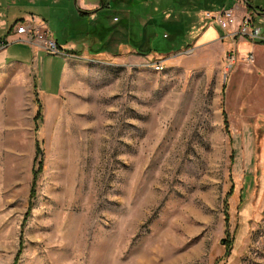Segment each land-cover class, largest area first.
<instances>
[{
    "label": "rangeland",
    "instance_id": "374dc122",
    "mask_svg": "<svg viewBox=\"0 0 264 264\" xmlns=\"http://www.w3.org/2000/svg\"><path fill=\"white\" fill-rule=\"evenodd\" d=\"M237 3L254 15L242 0L101 9L94 55L68 56L38 124L34 73L54 94L61 65L0 70V264H264V95L250 101L256 61L227 47L244 15L196 42Z\"/></svg>",
    "mask_w": 264,
    "mask_h": 264
},
{
    "label": "crops",
    "instance_id": "0c3cea01",
    "mask_svg": "<svg viewBox=\"0 0 264 264\" xmlns=\"http://www.w3.org/2000/svg\"><path fill=\"white\" fill-rule=\"evenodd\" d=\"M133 1L134 0H0V39H5L7 41V47L0 51V70L9 64H16L21 68H26V70H32L34 72L38 71L41 65L43 69L45 68V64H50L51 62L58 63L61 65V75L57 83L58 91L51 94L43 87V84L39 82L35 73L33 85L35 94L38 95V98L40 96V98L46 103L58 101L59 92L62 87L63 71L70 58H68V56L65 57L61 55L48 54L35 44L29 42L25 35L18 34L12 30L14 24L21 21H43L47 24L50 30L51 38L61 45L63 50L69 53V56H73L72 54L75 53H80L81 55H94L92 53V51L94 52V46L91 44L93 41L99 40L100 38L93 35H97V32H100L102 28L97 24L94 30L91 27V29L88 28L89 25H91V22L95 20L101 9H106V17H108L110 14L108 11L115 10L119 2L122 3L120 6L121 9L122 6L127 7V5L132 4ZM242 1H245L247 5L250 1V5H248V10L246 9V11L250 14L253 13L254 15L252 16L257 17L259 20L264 22V13L261 12L264 9V3L254 4L253 0ZM236 5L237 6L232 7L236 8L235 10L237 12V16H235L234 21H239L241 16L246 14V12H243V10L241 12L238 3ZM125 11L126 12L124 13L127 14L128 11ZM77 22L81 23V27H78L76 32L72 33L74 28L72 25ZM60 27L65 30V33L68 31V33L73 36L69 35L72 40L59 42V39L56 37L57 33L55 29L58 32ZM220 29L221 26L219 27L217 24H210V26H208L201 34H197L196 42H201V45L207 44L206 42L209 43L208 45L221 43L220 38L224 37L225 34ZM107 31V28L103 29V33ZM77 32H81V43H77ZM235 41H237V43H230V41L227 42V47L233 45L239 54L248 53L256 56V62L254 61L255 65L253 67H250L248 71L241 70L242 77L248 80V84L250 86H253V93L250 99L251 101L252 96L255 97L258 95H264V42L261 40H248L243 36ZM11 50L12 52L10 53L9 51ZM17 51L30 53L32 56L31 63H29V60L26 57L17 55ZM106 52L107 51H105V54H108ZM12 57L21 59V61L17 59L9 62L6 61L8 58ZM25 65L28 66L25 67ZM238 84L240 85V82ZM234 85L235 82L233 80L232 86Z\"/></svg>",
    "mask_w": 264,
    "mask_h": 264
},
{
    "label": "built area",
    "instance_id": "2783aa9c",
    "mask_svg": "<svg viewBox=\"0 0 264 264\" xmlns=\"http://www.w3.org/2000/svg\"><path fill=\"white\" fill-rule=\"evenodd\" d=\"M235 13V8H224L215 15L216 22L220 26L226 27L234 19ZM12 30L18 34L25 35L29 42L35 44L48 54L69 56V53L63 50L59 44L53 38H51L50 30L47 24L43 21L17 22L12 27ZM238 33L250 40H264V35L261 34L260 26H257V24L254 23L253 18L250 15H244L241 18L239 22ZM6 47L7 41L5 39H0V51L4 50ZM249 61H255L253 54L249 56ZM158 68L162 69V64L158 65Z\"/></svg>",
    "mask_w": 264,
    "mask_h": 264
},
{
    "label": "trees",
    "instance_id": "16d2710c",
    "mask_svg": "<svg viewBox=\"0 0 264 264\" xmlns=\"http://www.w3.org/2000/svg\"><path fill=\"white\" fill-rule=\"evenodd\" d=\"M248 5H250V1L248 2ZM254 8V7H253ZM262 13H264V9L261 11ZM262 42H264V40H261ZM35 102L38 104L39 108L36 112V115L34 117L35 123L38 124L40 120H42V106H41V102L38 98V96L35 97ZM223 117H224V123L226 125V127H228V121H227V116L225 113H223ZM36 155H35V159H34V175H39V173L42 171L43 169V159H42V149L40 147V144L38 142H36ZM36 180V177L35 179ZM35 188V186H34Z\"/></svg>",
    "mask_w": 264,
    "mask_h": 264
}]
</instances>
